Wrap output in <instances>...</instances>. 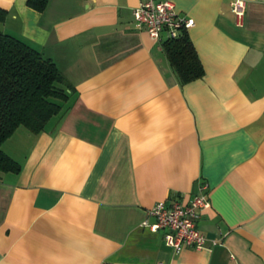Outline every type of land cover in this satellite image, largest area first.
Listing matches in <instances>:
<instances>
[{
	"label": "crops",
	"instance_id": "crops-1",
	"mask_svg": "<svg viewBox=\"0 0 264 264\" xmlns=\"http://www.w3.org/2000/svg\"><path fill=\"white\" fill-rule=\"evenodd\" d=\"M204 76L181 85L161 42L134 27L139 0H0V32L51 60L73 95L43 132L1 150L0 264H264V0H169ZM210 249L174 253L144 228L188 203Z\"/></svg>",
	"mask_w": 264,
	"mask_h": 264
},
{
	"label": "trees",
	"instance_id": "trees-1",
	"mask_svg": "<svg viewBox=\"0 0 264 264\" xmlns=\"http://www.w3.org/2000/svg\"><path fill=\"white\" fill-rule=\"evenodd\" d=\"M49 0H27L43 12ZM6 12L0 9V22ZM178 82L183 85L204 76V69L186 30L161 43ZM73 91L49 59L23 41L0 32V173H18L20 166L1 150L2 143L22 126L37 135L63 110Z\"/></svg>",
	"mask_w": 264,
	"mask_h": 264
},
{
	"label": "built area",
	"instance_id": "built-area-1",
	"mask_svg": "<svg viewBox=\"0 0 264 264\" xmlns=\"http://www.w3.org/2000/svg\"><path fill=\"white\" fill-rule=\"evenodd\" d=\"M230 5L240 25L244 16V3L236 0ZM132 15L135 29L145 31L152 40L159 42L162 34L166 38H175L180 30L187 31L193 25L192 20L176 15L174 4L169 0H139ZM204 189L205 186H201L199 193L193 195L186 204L180 201L156 203L148 211V216L154 221H146L142 226L153 233L164 231V244L174 253L184 248L199 251L215 247L219 241L208 240L197 228L198 219L210 206Z\"/></svg>",
	"mask_w": 264,
	"mask_h": 264
}]
</instances>
